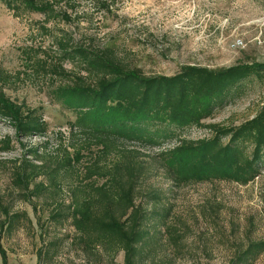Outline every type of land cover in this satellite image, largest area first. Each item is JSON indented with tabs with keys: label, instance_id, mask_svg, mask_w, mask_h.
<instances>
[{
	"label": "rangeland",
	"instance_id": "obj_1",
	"mask_svg": "<svg viewBox=\"0 0 264 264\" xmlns=\"http://www.w3.org/2000/svg\"><path fill=\"white\" fill-rule=\"evenodd\" d=\"M70 5L76 6L68 5L70 21L47 23L41 14L21 11L16 16L0 0V70L10 75L6 93L38 110L49 124L46 136L24 139L0 119V242L9 264H110L99 250L86 253L74 245L77 234L70 222L56 225L48 220L55 204L29 198L15 180L18 166L31 159V148L47 143L44 149L50 157L84 143L83 136H71L75 115L54 93L84 73L79 65L61 60L57 42L114 55L148 76H172L187 65L216 70L264 63V0H70ZM35 59L41 60L44 71ZM61 67L64 72L57 71ZM263 103L264 74L245 82L242 97L205 124L238 126L253 118ZM211 135L210 130L195 127L183 137L201 140ZM8 139L11 149L5 150ZM175 144L162 148L124 144L138 152L135 156L147 168L137 204L169 214L166 225L159 219L146 224L151 237L138 264H230L250 242L264 240V172L247 186L226 181L178 185L159 167V154ZM92 154L101 155L96 148L85 151V164L93 160ZM102 159L111 165L116 156ZM78 176L63 180V188L77 184L82 179ZM154 196L160 201L155 203ZM64 199L65 192L58 202ZM13 215L20 217L9 228ZM54 239H60L54 255L40 260V250ZM116 262L124 264L123 252ZM252 264H264V254Z\"/></svg>",
	"mask_w": 264,
	"mask_h": 264
},
{
	"label": "trees",
	"instance_id": "obj_2",
	"mask_svg": "<svg viewBox=\"0 0 264 264\" xmlns=\"http://www.w3.org/2000/svg\"><path fill=\"white\" fill-rule=\"evenodd\" d=\"M1 1L16 16L22 11L44 15L47 23L71 19L70 0ZM99 3L109 10L105 2ZM57 45L61 60L79 65L84 73L74 84L54 91L75 115L71 136H83L84 143L50 157L44 149L47 143L31 148V159L18 166L15 180L29 198L55 204L48 220L56 225L70 222L77 234L72 243L86 253L99 250L108 255L110 264H117L116 258L123 252L124 264H138L151 237L146 224L153 219L167 224L168 213L148 211L137 204V191L147 168L135 156L138 152L124 144L162 148L175 142L159 154V167L178 185L226 181L247 186L264 172V103L253 118L238 126L205 124L242 97L245 82L264 74V63H239L216 70L187 65L172 76H148L114 55L71 47L64 40ZM35 61L45 69L41 60ZM57 71L65 70L61 67ZM9 78L8 72L0 70V119L10 123L17 138L46 136L49 124L43 115L7 95ZM195 127L210 130L211 137H183ZM93 148L101 155L92 154L93 160L85 164L83 154ZM4 149H11V140ZM111 156H116L113 164L102 163V158ZM76 173L82 179L66 191L63 180ZM63 192L68 199L58 202ZM153 199L160 201L157 196ZM19 217L10 216L8 227L13 228ZM59 242L46 243L39 252L40 260L51 258ZM263 254L264 240L252 241L230 264H252ZM0 257L3 264H9L1 242Z\"/></svg>",
	"mask_w": 264,
	"mask_h": 264
}]
</instances>
